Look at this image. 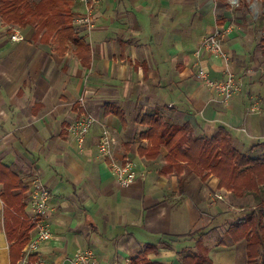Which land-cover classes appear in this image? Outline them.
I'll list each match as a JSON object with an SVG mask.
<instances>
[{"label": "crops", "instance_id": "obj_1", "mask_svg": "<svg viewBox=\"0 0 264 264\" xmlns=\"http://www.w3.org/2000/svg\"><path fill=\"white\" fill-rule=\"evenodd\" d=\"M233 1L101 0L92 30L74 26L84 46L64 36L46 39L31 26L13 28L0 17V264H22L35 236L37 178L52 195L53 236L38 252L45 264H73L84 250L104 264H132L151 246L158 251L150 259L161 264H182V252L200 249L211 264H247L244 243H235L224 227L196 235L225 216L223 225H231L213 197L224 190L220 180L204 179L185 164L180 181L164 170L165 149L153 159L142 156L149 141L141 138L146 127L138 120L169 113L197 137L225 128L238 147L264 148V24ZM79 6L74 1L72 11ZM217 26L229 30L224 48L242 82L228 104L197 76L195 53ZM16 33L20 41L12 39ZM200 65L212 79L224 78L222 59L205 53ZM84 95L85 104L76 103ZM255 103L260 110L251 112ZM86 114L96 123L79 145L69 127ZM105 133L117 140L113 157L133 163L136 180L129 188L118 185L99 154ZM6 190L21 194L23 211L4 199ZM23 235L27 243L19 252Z\"/></svg>", "mask_w": 264, "mask_h": 264}, {"label": "trees", "instance_id": "obj_2", "mask_svg": "<svg viewBox=\"0 0 264 264\" xmlns=\"http://www.w3.org/2000/svg\"><path fill=\"white\" fill-rule=\"evenodd\" d=\"M241 1L239 8L249 7L248 0ZM259 1L264 5V0ZM73 6V0H41L36 4L32 0H0V17L7 25L31 26L38 34L46 30V33L68 37L77 45L84 46L83 39L74 28ZM261 18L263 22L264 14ZM138 120L146 127L141 138L150 141L149 147L142 150V156L153 159L159 156L161 149H165L167 165L164 170L166 173L176 172L180 175V181L186 164L198 175L218 177L219 188H225L238 197L244 196L248 190V185H245L248 176L256 181V191L259 190L257 184L264 185V157H251L239 151L225 128H221L217 136L202 138L192 136L190 124L176 127L157 112L140 116ZM2 174L8 176L10 173L3 167ZM3 195L16 211H23L21 194L12 197L6 190ZM7 197L15 203H11ZM228 234L235 243L243 242L246 245L247 264H264V201L252 209L249 215L231 224ZM26 243L23 235L16 242L19 252ZM157 251V247H147L132 264H161L149 257ZM180 255L182 264H211L208 254L182 252Z\"/></svg>", "mask_w": 264, "mask_h": 264}, {"label": "built area", "instance_id": "obj_3", "mask_svg": "<svg viewBox=\"0 0 264 264\" xmlns=\"http://www.w3.org/2000/svg\"><path fill=\"white\" fill-rule=\"evenodd\" d=\"M74 1L80 4V8L73 11L74 25L84 27L88 31L92 30L95 25L94 14L101 0ZM233 2L235 4L238 0H234ZM228 31L217 26L215 31L204 39L195 53L198 59L196 62L198 78L210 88L216 90L224 104H228L242 90V82L231 69L230 58L224 48V40ZM12 39L14 41H20L21 37L19 33H16L12 36ZM205 53L224 61V78L220 80L212 79L210 73L200 65V60ZM76 103L84 105L85 95L81 96ZM259 110L260 106L257 103L253 104L250 108L251 112H258ZM95 123L96 118L94 115L86 114L70 125L69 132L75 137L79 145H83ZM243 131L246 132L245 129ZM116 145V138L109 133H105L99 144V154L102 158L109 161V167L115 175L118 185L121 188H129L136 180L134 166L131 161L120 163L113 157V150ZM33 187L34 193L32 194L31 202L33 212L32 221L36 233L24 249L22 264H45L44 260L39 257L38 252L42 244L52 239L53 236L50 222L52 195L39 178L33 181ZM71 261L73 264H104L96 260L91 250H84L77 253Z\"/></svg>", "mask_w": 264, "mask_h": 264}, {"label": "rangeland", "instance_id": "obj_4", "mask_svg": "<svg viewBox=\"0 0 264 264\" xmlns=\"http://www.w3.org/2000/svg\"><path fill=\"white\" fill-rule=\"evenodd\" d=\"M34 3L36 4L38 2H34ZM241 3H242V1L238 0V2H235L234 6L236 8H238L237 5H240ZM248 3H249V7L246 8V9H248L250 11L252 18L256 17L257 20L260 22V24L263 25L264 21L262 22L263 19L261 18V16L264 14V5H263V3L261 1H259V0H248ZM12 27L16 28L18 26H12ZM39 34H43L46 39L47 38L50 39L51 37H54V38L57 37L54 33H50V32L46 33V30L40 31ZM262 37H264V33H263ZM143 115H145V114H143ZM143 115H141V116H143ZM164 115H165V120L168 121L170 124L176 126V127H182L185 124H188L186 121H182V118L174 117V116H172L169 113H166ZM166 116H172V117L170 119H168V117H166ZM189 131H190V133L192 134L193 137H197V134H196L195 130L192 127L189 129ZM244 139L245 140H243V141H245L246 143L249 140L246 137ZM262 141H264V139ZM148 143L150 145V141ZM233 145L239 151H241V152H243V153H245V154H247V155H249L251 157H258V151H259V153L264 152V148L263 149H258L257 148L256 153H253L250 150L248 151L247 149L244 150V149L238 147L234 143H233ZM191 170H192V168H191ZM208 176H211V175H208ZM205 178H207V176L204 177V179ZM245 182H246L245 185H248L247 186L248 190L244 194V196L243 195H241L239 197L235 196L232 193H228L225 188H219V189H224V190L222 192L220 190L218 193L215 192L216 195H218V194L219 195L218 196H215V195L213 196L214 199L216 200V202L218 203L216 209H218L219 211H222L223 213L228 215L229 220H227V223H229V224L230 223L233 224L239 218H243V217L249 215L252 209H254L256 206L260 205V203H262V201H264V185H259L258 186V184H257V187L259 188V190L256 191V189L254 187V186H256V181L252 180L251 177L248 176V178H246ZM215 212H216V210H213V213H215ZM226 217L227 216H225L221 221L215 222L214 224H211V225L209 224V222L205 223L202 228H200L199 230L196 231L197 232L196 235H198V236L205 235L206 233H208L210 231L211 232L212 231L218 232L219 231L218 228H220V227H224L226 229V231H227V234H228V229H229L230 226L229 225L226 226V224L223 225L226 222ZM212 240L216 241V240H218V237L216 235H213ZM245 247H246V245H245ZM188 253H189V251L186 250L185 254H188ZM199 253L207 255L208 252L205 251V249H200Z\"/></svg>", "mask_w": 264, "mask_h": 264}]
</instances>
